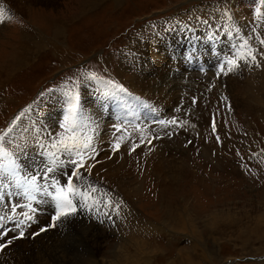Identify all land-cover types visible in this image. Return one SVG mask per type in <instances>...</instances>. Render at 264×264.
<instances>
[{
  "label": "rangeland",
  "instance_id": "1",
  "mask_svg": "<svg viewBox=\"0 0 264 264\" xmlns=\"http://www.w3.org/2000/svg\"><path fill=\"white\" fill-rule=\"evenodd\" d=\"M46 1L0 0V133L13 128L6 146L16 157L14 171L0 166V233L23 219L22 181L43 171L28 166L47 164L78 95V122L96 144L81 172L98 203L75 218L99 238L95 255L77 264H264V0ZM249 52L255 63L219 73ZM96 79L128 92L106 101L107 82ZM45 125L54 130L44 140ZM71 171L55 175L65 182ZM38 201L26 233L51 223L52 201ZM118 202L139 215V230L132 216L121 220Z\"/></svg>",
  "mask_w": 264,
  "mask_h": 264
},
{
  "label": "snow or ice",
  "instance_id": "2",
  "mask_svg": "<svg viewBox=\"0 0 264 264\" xmlns=\"http://www.w3.org/2000/svg\"><path fill=\"white\" fill-rule=\"evenodd\" d=\"M5 19V11L2 6H0V22ZM7 19H13L10 15ZM264 45V39L260 41ZM244 60L245 63L252 62L255 63L257 56L255 53L249 52L246 56L237 55L236 57L230 58L220 66L219 73L227 75L233 72L235 69L240 68V61ZM92 78H95L94 76ZM109 87L119 93H127L128 89L122 84L115 81H107ZM195 99L193 104H195ZM80 112V100L79 96H72L70 99L69 107L67 108V113L64 116V121L59 125L60 128L64 130L66 134L65 138L57 139L53 141L51 147L56 151L52 152L50 158L47 161L46 166L40 174H33L26 177L23 181V191L24 195L28 201L27 204L22 207L26 210L22 211L20 215L23 219H16V228L6 230L0 233V241H4L5 237L9 235V231L15 232L16 234L7 239L5 242L0 243V254H3L6 249H8L15 240H21L26 238L35 239L39 237L42 233L48 232L50 229H55L60 226H68L73 218H75L81 208H86L91 210L98 203L92 197V193L97 191L92 185L87 184L85 177L81 172V169L86 168V162L84 158L85 151H95L92 146V137H87L81 144L78 142L81 137H78L77 132L80 127L78 122V115ZM19 119V117H17ZM161 125L176 124L175 120L165 121L159 120ZM86 126V125H85ZM213 131L215 132L216 125L215 122L212 124ZM116 131H121L119 127ZM13 132V128L9 127L2 133H0V166L7 167L9 170L14 171L15 160L13 159L14 153L9 151L7 144L10 141V134ZM217 142L220 141L219 136L216 137ZM150 142V141H149ZM138 145H133V151ZM118 150L119 145H115ZM61 153L63 156L67 157V160L61 158L57 153ZM94 159V157H89ZM71 166L72 171L67 175L66 181L62 182L58 179L55 173L61 167ZM95 167V165H92ZM76 181H80L77 184ZM38 196H45L52 201L54 206V214L51 217V223L41 227L38 231L32 233L30 236H26L25 228L30 226L31 223L35 222L34 214L38 209L34 206V202L38 201ZM13 217L16 218V209H12ZM2 223V221H0Z\"/></svg>",
  "mask_w": 264,
  "mask_h": 264
},
{
  "label": "bare ground",
  "instance_id": "3",
  "mask_svg": "<svg viewBox=\"0 0 264 264\" xmlns=\"http://www.w3.org/2000/svg\"><path fill=\"white\" fill-rule=\"evenodd\" d=\"M49 1H50V5H52V3H53L52 0H48V1H46V3ZM47 5H49V3ZM25 61H26V59H24L22 57L17 62L21 63V62H25ZM17 67H19V65H17ZM87 94H89V93H87ZM65 107H66V105H63V108H65ZM49 123H51V122H49ZM49 129L46 127V125L40 127V131L44 135V140L53 137V130L54 129L52 128V130L50 129V131H49ZM78 129H79L78 133L80 134V137H81V139H79V140H81V141H79V143H83L84 139H86L87 135H89V133L92 131L91 126H89L88 124H83L81 122V126ZM91 143H92V141H91ZM95 145H93V146H95ZM49 149H50V146H49ZM100 149H102V148L100 147ZM52 150H54V149L52 148ZM17 153L19 155H21V152H17ZM89 153L91 154V151H89ZM57 154H60V153L58 152ZM61 156H63V155H61ZM14 157H15V155H14ZM101 160H102V158H101ZM25 163H28V161L25 160ZM42 163L43 164H37L35 166L31 165L28 167L29 168L30 167L35 168L36 170H43L46 163H44V162H42ZM25 171H27V169H25ZM38 172H40V171H38ZM28 173H29V175H31L33 173H37V171L35 172L34 170H30V171H28ZM23 174H24V172H23ZM3 179L4 178L0 175V181ZM95 185L97 187H100V184L95 183ZM120 207L124 208V209H121ZM182 208H184V207H182ZM126 209L127 208L124 207L122 202L117 203V210L121 214V215H119L121 220L123 221L124 217H126V216H132L131 226L135 227L136 230H139L143 226V222L141 221L139 215L137 213H135V211L134 212L132 211L129 215L128 214L129 212H127ZM177 210H178V208H177ZM0 211L2 212V214L0 215V218L1 217L6 218L7 211H5V210L4 211L0 210ZM182 211H184V210H181L178 212V214H176V213L175 214L177 216V220L179 222L183 223V218L180 216V215H182ZM173 213H174V211H173ZM99 214L100 215L105 214L106 215L105 219L107 222H109L112 218V216H111L112 212L111 211L107 212L104 207L99 209ZM18 216L20 218H23L20 214ZM95 217H96V215H95ZM122 217H123V219H122ZM80 220L81 219L74 218L71 220V222L68 226H60L58 228H55V230L50 231V232L48 231L49 233L46 232L44 234H41L39 237H36L34 240L30 239V238L22 239L21 241L15 240L14 243L8 249H6L3 254H0V264H45V259L52 260V264H77V261H79L80 259H82V257H84L86 255L94 256L95 251L98 248L97 245H98V238L99 237H97V235L91 230V224L89 227H86L84 225L85 227L82 226L81 228H79L78 226L82 222ZM173 220H174V218H173ZM41 221H42V219H41ZM77 222H79V223L76 225ZM120 223H122V222H120ZM119 225H121V224H119ZM36 227L35 228L33 227L32 230H30L28 228L29 231L26 233V236H29L31 233L35 232ZM73 233L74 234L78 233L81 236L83 235L84 237L86 236V238H83V241H81V242L72 241L70 239L72 236H74ZM96 237H97V239H96ZM81 244H83V245L81 246V249H79L78 246ZM138 249H140V248H138ZM33 252H35L38 255V260L31 259V254Z\"/></svg>",
  "mask_w": 264,
  "mask_h": 264
},
{
  "label": "crops",
  "instance_id": "4",
  "mask_svg": "<svg viewBox=\"0 0 264 264\" xmlns=\"http://www.w3.org/2000/svg\"><path fill=\"white\" fill-rule=\"evenodd\" d=\"M34 35H37V33L35 32V34ZM25 43V42H24ZM20 64V63H19Z\"/></svg>",
  "mask_w": 264,
  "mask_h": 264
},
{
  "label": "water",
  "instance_id": "5",
  "mask_svg": "<svg viewBox=\"0 0 264 264\" xmlns=\"http://www.w3.org/2000/svg\"><path fill=\"white\" fill-rule=\"evenodd\" d=\"M264 259V258H263Z\"/></svg>",
  "mask_w": 264,
  "mask_h": 264
}]
</instances>
